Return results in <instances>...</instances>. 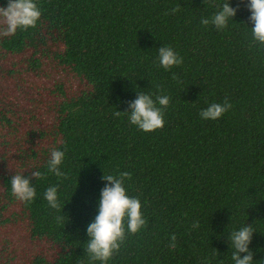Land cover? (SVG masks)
<instances>
[{"label": "trees", "instance_id": "16d2710c", "mask_svg": "<svg viewBox=\"0 0 264 264\" xmlns=\"http://www.w3.org/2000/svg\"><path fill=\"white\" fill-rule=\"evenodd\" d=\"M224 2L36 0L34 27L0 33V264H99L84 229L102 173L121 172L146 223L125 230L107 264H232L227 235L244 224L252 264H264V44L246 0H229L237 10L223 30L201 24ZM160 45L181 64L161 68ZM136 92L169 97L162 127L115 115ZM224 100L220 118L198 115ZM52 148L65 152L61 177L46 172ZM17 173L34 180L31 204L10 191ZM52 184L65 223L43 199Z\"/></svg>", "mask_w": 264, "mask_h": 264}, {"label": "clouds", "instance_id": "9594fccd", "mask_svg": "<svg viewBox=\"0 0 264 264\" xmlns=\"http://www.w3.org/2000/svg\"><path fill=\"white\" fill-rule=\"evenodd\" d=\"M246 8L249 12L248 20L251 24L252 39L258 44H264V0H246ZM236 7L231 6L229 0H225L212 14L211 17H202L201 24L211 23L217 30H223L233 20ZM171 11L175 12L173 8ZM41 9L36 0H7L4 6H0V33L4 35L14 34L17 29L24 30L34 27L37 23ZM156 62L168 70L173 66L181 64L182 57L173 47L160 45L157 47ZM169 103L167 95L156 96L155 99L144 92H136L135 98L127 102L125 111H117L127 114L131 125L143 131L158 129L164 124L163 108ZM159 105V107L157 106ZM227 100L223 102H211L198 113L201 119L216 120L222 116L230 107ZM65 158V152L60 148H52L49 151L45 168L47 173L57 177L64 175L61 170ZM44 172L39 169L31 172V177L42 178ZM127 172L118 175L103 174L101 179L105 181L99 189L96 198L95 215L85 226L86 239L84 240L85 251L90 261H98L99 264H107L109 258L118 250L120 242L124 239L125 230L135 233L142 229L146 223L141 202L138 197L128 195L124 179L128 177ZM34 180L29 176L17 173L9 178L10 191L14 197L27 204H31L37 197ZM49 209L61 212L58 193V185L52 184L46 187L42 193ZM58 221L68 219L62 213L57 216ZM195 226V225H194ZM254 230L250 224H244L233 229L227 235V247L233 249L231 253L232 264H252V251L249 248ZM175 238L172 237V240ZM243 253V255H241Z\"/></svg>", "mask_w": 264, "mask_h": 264}]
</instances>
